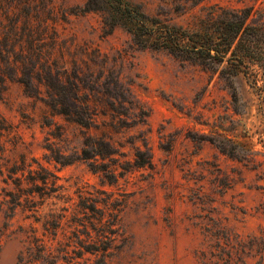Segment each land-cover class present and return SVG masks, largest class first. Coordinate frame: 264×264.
I'll return each instance as SVG.
<instances>
[{
	"label": "rangeland",
	"instance_id": "374dc122",
	"mask_svg": "<svg viewBox=\"0 0 264 264\" xmlns=\"http://www.w3.org/2000/svg\"><path fill=\"white\" fill-rule=\"evenodd\" d=\"M131 1L170 23L183 24L191 13L183 8L185 0ZM84 2L52 0L58 17L66 10L55 27L62 39L107 55L121 85L129 90L131 103L114 102L117 111L109 110L97 118V127L86 129L26 96L19 84H8L0 96V264H16L19 255H40L42 245L55 254L58 247L71 251L78 241L72 231L90 243L86 233L95 239L98 232L80 210L82 200L96 203L103 221L114 223L106 264H199L195 253L207 249L204 225L209 218L222 221L245 240L260 235L264 231V189L257 188L264 184L257 177L260 170L230 160L209 140L221 116L240 119L233 114L223 82L165 52L137 48L121 28L105 34L99 13L71 12ZM204 3L258 6L264 0ZM235 86L242 95L244 84L237 81ZM87 134L109 140L116 149L112 156L98 159L124 172L115 182L75 159ZM136 147L150 153L151 166L132 165ZM55 156L71 162L62 164ZM21 157L32 169L41 165L51 171L62 189L43 199L36 194L33 203L27 202L13 180L21 172L9 173L14 163L21 164ZM123 164L129 170H122ZM217 177L228 187L220 189ZM22 186L31 184L23 181ZM50 213L63 215L55 238L45 226ZM259 260L258 255H244V264H260Z\"/></svg>",
	"mask_w": 264,
	"mask_h": 264
},
{
	"label": "trees",
	"instance_id": "16d2710c",
	"mask_svg": "<svg viewBox=\"0 0 264 264\" xmlns=\"http://www.w3.org/2000/svg\"><path fill=\"white\" fill-rule=\"evenodd\" d=\"M202 1L185 0L183 8L191 13L183 24L151 15L131 0H85L83 6L71 12L99 13L105 34L121 28L139 49L165 52L199 66L212 77L217 75L231 97L233 114L240 119L221 116L215 135L209 140L230 160L250 170L259 169L257 177L264 180V5L228 6L201 4ZM65 12L62 10L58 17L52 0H0V96L6 93L9 83H17L26 96L39 99L67 121L86 129L95 128L99 116H106L109 110L117 111L114 102L131 103L129 90L121 85L107 55L60 37L55 22L64 20ZM237 81L245 86L242 95L236 89ZM115 153L109 140L87 134L75 159L87 162L93 171H102L112 183L124 172H117L116 167L109 168L98 159ZM54 159L62 164L71 162L65 157ZM20 162L14 163L9 173L21 172L13 180L27 202L33 203L36 194L43 199L62 189L51 171L41 165L32 169L23 157ZM151 164L150 153L136 147L132 165ZM25 166H29L26 175ZM120 166L129 170L124 164ZM23 181L31 186L23 188ZM217 181L220 189L228 187L222 177H217ZM257 188L264 189V184ZM78 206L91 228L98 232L95 239L86 233L91 241L84 243L72 231L78 241L71 251L58 247L55 254L42 245L40 255H19L16 264H106L116 232L114 223L103 221V212H99L96 203L82 200ZM48 216L45 226L55 238L63 215ZM209 220L204 225L207 249L195 253L199 264H244L245 254L258 255L260 264L264 261V231L245 240L222 221ZM83 251L92 255H82ZM99 252L101 255H96Z\"/></svg>",
	"mask_w": 264,
	"mask_h": 264
}]
</instances>
